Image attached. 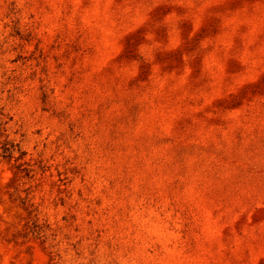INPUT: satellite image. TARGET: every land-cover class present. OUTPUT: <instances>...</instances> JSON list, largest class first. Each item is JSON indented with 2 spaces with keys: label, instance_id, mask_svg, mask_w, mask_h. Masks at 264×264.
<instances>
[{
  "label": "rangeland",
  "instance_id": "374dc122",
  "mask_svg": "<svg viewBox=\"0 0 264 264\" xmlns=\"http://www.w3.org/2000/svg\"><path fill=\"white\" fill-rule=\"evenodd\" d=\"M0 264H264V0H0Z\"/></svg>",
  "mask_w": 264,
  "mask_h": 264
}]
</instances>
